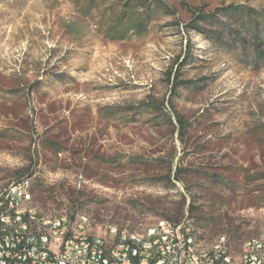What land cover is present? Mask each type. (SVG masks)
<instances>
[{
  "label": "rangeland",
  "instance_id": "rangeland-1",
  "mask_svg": "<svg viewBox=\"0 0 264 264\" xmlns=\"http://www.w3.org/2000/svg\"><path fill=\"white\" fill-rule=\"evenodd\" d=\"M20 179L94 234L188 216L239 256L264 231V0H0V186Z\"/></svg>",
  "mask_w": 264,
  "mask_h": 264
},
{
  "label": "built area",
  "instance_id": "built-area-1",
  "mask_svg": "<svg viewBox=\"0 0 264 264\" xmlns=\"http://www.w3.org/2000/svg\"><path fill=\"white\" fill-rule=\"evenodd\" d=\"M20 180L6 187V194H0V209H8V214H12L10 205L16 204L15 191ZM62 217H69L68 226H59L61 217L43 222L36 211L14 215V222H4L0 216V264H117V257H124L126 264H264L252 257L251 252L239 251V256L227 258L229 241L226 248L216 252V257H196V263H188V216L178 221H159L158 239L143 242L145 253L131 251L133 242L125 239V233L97 240V233L92 231L87 232L85 241H78L79 231H85L83 217H74V213ZM169 224H176L175 234H167ZM31 229H38V237L24 238L23 230ZM70 234H77V241H70ZM77 242H88V250H77ZM90 243H99V251L90 250ZM151 248H158V255H151Z\"/></svg>",
  "mask_w": 264,
  "mask_h": 264
},
{
  "label": "bare ground",
  "instance_id": "bare-ground-1",
  "mask_svg": "<svg viewBox=\"0 0 264 264\" xmlns=\"http://www.w3.org/2000/svg\"><path fill=\"white\" fill-rule=\"evenodd\" d=\"M10 186V185H8ZM0 186V194H6V187ZM31 179L20 181L15 191L16 204L10 205V213L14 215H24L28 213L37 212L38 217H43V222H53V217L43 215L37 208L29 207L27 200L30 197ZM8 214V209H0V216H3L4 222H14V215ZM85 231H79L78 241H85L87 238L88 229L91 226L87 218H83ZM69 219L61 217L59 219V226H68ZM186 229L189 237H187L188 252L186 254V261L188 263H196V257L199 259H210L216 257V252L227 247V238L223 237L218 240L209 241L204 239L200 230L193 225L190 221L186 222ZM93 230V229H92ZM125 233V239L133 242L131 244V251L136 253H145L146 244L143 242H153L158 239L159 225L150 227L144 232L130 231L127 229H120L116 226H111L108 232L104 235H97V240H105L110 235H121ZM176 226L169 224L167 227V234H175ZM24 238L38 237V229L23 230ZM70 241H77V234H70ZM227 250V258H235L233 251L229 245ZM77 250H88V242H77ZM90 250L99 251V243H90ZM258 258V261H264V232H260L256 237L249 239L243 249V254H250ZM151 255H158V248H151ZM117 264H126L124 257H117Z\"/></svg>",
  "mask_w": 264,
  "mask_h": 264
},
{
  "label": "trees",
  "instance_id": "trees-1",
  "mask_svg": "<svg viewBox=\"0 0 264 264\" xmlns=\"http://www.w3.org/2000/svg\"><path fill=\"white\" fill-rule=\"evenodd\" d=\"M142 25V22L141 21H139L137 24H136V26H141ZM178 123L180 124V126H181V128H184V123H183V121L181 120V118L180 117H178ZM180 171H177L176 172V174H175V180L176 181H179L180 180ZM24 180H27V179H23V180H21V181H24ZM40 201L41 202H46V199H45V197H44V195L42 194V195H40ZM188 221V220H187ZM173 225H175L176 226V224H173ZM201 235H202V233H201ZM202 237L205 239V237L202 235Z\"/></svg>",
  "mask_w": 264,
  "mask_h": 264
}]
</instances>
